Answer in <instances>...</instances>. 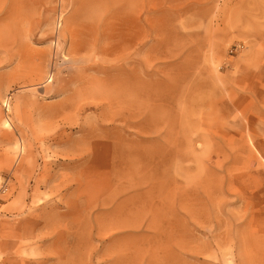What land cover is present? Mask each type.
Returning a JSON list of instances; mask_svg holds the SVG:
<instances>
[{"label": "rangeland", "instance_id": "1", "mask_svg": "<svg viewBox=\"0 0 264 264\" xmlns=\"http://www.w3.org/2000/svg\"><path fill=\"white\" fill-rule=\"evenodd\" d=\"M0 264H264V0H0Z\"/></svg>", "mask_w": 264, "mask_h": 264}, {"label": "bare ground", "instance_id": "2", "mask_svg": "<svg viewBox=\"0 0 264 264\" xmlns=\"http://www.w3.org/2000/svg\"><path fill=\"white\" fill-rule=\"evenodd\" d=\"M9 99L6 100V105H8Z\"/></svg>", "mask_w": 264, "mask_h": 264}]
</instances>
